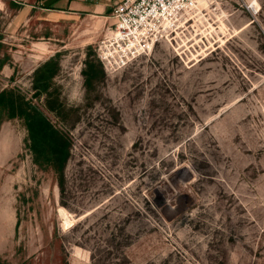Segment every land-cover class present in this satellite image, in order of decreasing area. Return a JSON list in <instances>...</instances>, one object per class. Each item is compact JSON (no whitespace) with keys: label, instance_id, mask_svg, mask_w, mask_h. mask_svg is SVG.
<instances>
[{"label":"rangeland","instance_id":"1","mask_svg":"<svg viewBox=\"0 0 264 264\" xmlns=\"http://www.w3.org/2000/svg\"><path fill=\"white\" fill-rule=\"evenodd\" d=\"M252 1L198 4L110 73L98 50L113 8L96 22L0 0V93L73 141L59 176L0 113V264H264V0Z\"/></svg>","mask_w":264,"mask_h":264},{"label":"built area","instance_id":"2","mask_svg":"<svg viewBox=\"0 0 264 264\" xmlns=\"http://www.w3.org/2000/svg\"><path fill=\"white\" fill-rule=\"evenodd\" d=\"M200 0H124L112 9L115 20L98 57L110 72L148 57L165 39L189 24Z\"/></svg>","mask_w":264,"mask_h":264},{"label":"trees","instance_id":"3","mask_svg":"<svg viewBox=\"0 0 264 264\" xmlns=\"http://www.w3.org/2000/svg\"><path fill=\"white\" fill-rule=\"evenodd\" d=\"M17 6H21L16 4ZM47 62L43 69H37L38 75L44 68H48ZM1 70V68H0ZM59 68L57 67V71ZM53 73L46 78L47 82L40 86L38 82L34 84L37 93H48V80L53 78ZM46 110H52L53 105L50 101L44 103ZM8 110L11 117L20 118L28 132V145L35 156V161L41 166L51 168L57 175L63 176L66 166L72 157L73 141L69 132L58 127L47 112L31 100L20 97L14 99L5 93H0V113ZM65 121V120H64ZM64 123V122H63ZM1 125V124H0ZM60 187L63 186L64 178H57Z\"/></svg>","mask_w":264,"mask_h":264},{"label":"crops","instance_id":"4","mask_svg":"<svg viewBox=\"0 0 264 264\" xmlns=\"http://www.w3.org/2000/svg\"><path fill=\"white\" fill-rule=\"evenodd\" d=\"M21 9L41 11L48 15H62L77 18H93L96 22L106 18L104 14L124 0H12ZM109 34V30L106 33ZM110 35V34H109Z\"/></svg>","mask_w":264,"mask_h":264},{"label":"bare ground","instance_id":"5","mask_svg":"<svg viewBox=\"0 0 264 264\" xmlns=\"http://www.w3.org/2000/svg\"><path fill=\"white\" fill-rule=\"evenodd\" d=\"M207 2H208V0H200L199 1V5L201 6V5H206L207 4ZM252 5L255 7L254 9H256L257 10V8L259 7V4H258V2L256 1V0H253L252 1ZM198 6V5H197ZM197 8V7H196ZM195 8V9H196Z\"/></svg>","mask_w":264,"mask_h":264}]
</instances>
